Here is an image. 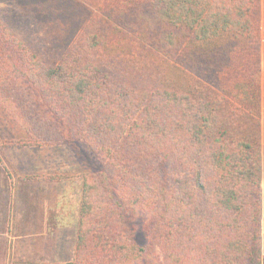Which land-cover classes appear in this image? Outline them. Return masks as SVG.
I'll use <instances>...</instances> for the list:
<instances>
[{"label":"trees","instance_id":"1","mask_svg":"<svg viewBox=\"0 0 264 264\" xmlns=\"http://www.w3.org/2000/svg\"><path fill=\"white\" fill-rule=\"evenodd\" d=\"M97 1L56 65L0 17L11 144L101 165L62 264H261L262 0Z\"/></svg>","mask_w":264,"mask_h":264},{"label":"rangeland","instance_id":"2","mask_svg":"<svg viewBox=\"0 0 264 264\" xmlns=\"http://www.w3.org/2000/svg\"><path fill=\"white\" fill-rule=\"evenodd\" d=\"M97 0H0V17L47 64L56 65L83 33ZM0 110V264L74 259L83 174L101 165L82 143L18 146Z\"/></svg>","mask_w":264,"mask_h":264},{"label":"crops","instance_id":"3","mask_svg":"<svg viewBox=\"0 0 264 264\" xmlns=\"http://www.w3.org/2000/svg\"><path fill=\"white\" fill-rule=\"evenodd\" d=\"M262 83H261V155H262V201H263V214H262V262L264 264V0H262Z\"/></svg>","mask_w":264,"mask_h":264}]
</instances>
